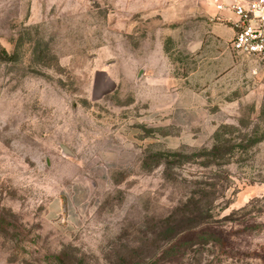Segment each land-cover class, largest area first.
Instances as JSON below:
<instances>
[{"label":"rangeland","instance_id":"obj_1","mask_svg":"<svg viewBox=\"0 0 264 264\" xmlns=\"http://www.w3.org/2000/svg\"><path fill=\"white\" fill-rule=\"evenodd\" d=\"M205 26L0 0V264H264V58Z\"/></svg>","mask_w":264,"mask_h":264},{"label":"built area","instance_id":"obj_2","mask_svg":"<svg viewBox=\"0 0 264 264\" xmlns=\"http://www.w3.org/2000/svg\"><path fill=\"white\" fill-rule=\"evenodd\" d=\"M214 2L218 10L230 9L238 16L234 23L236 34L230 45L232 51L264 58V0H252L247 6L226 5L221 0Z\"/></svg>","mask_w":264,"mask_h":264},{"label":"crops","instance_id":"obj_3","mask_svg":"<svg viewBox=\"0 0 264 264\" xmlns=\"http://www.w3.org/2000/svg\"><path fill=\"white\" fill-rule=\"evenodd\" d=\"M250 1L252 0H221L226 5L237 3L243 6H247ZM197 7L203 25H206L215 43L219 44L224 52L225 47L231 44L235 37L234 23L238 20V16L230 9L218 10L214 0H197Z\"/></svg>","mask_w":264,"mask_h":264},{"label":"water","instance_id":"obj_4","mask_svg":"<svg viewBox=\"0 0 264 264\" xmlns=\"http://www.w3.org/2000/svg\"><path fill=\"white\" fill-rule=\"evenodd\" d=\"M62 150H63V152H64V154H65L66 156H71V157L74 156V155L72 154V152H71L68 148L62 146Z\"/></svg>","mask_w":264,"mask_h":264},{"label":"trees","instance_id":"obj_5","mask_svg":"<svg viewBox=\"0 0 264 264\" xmlns=\"http://www.w3.org/2000/svg\"><path fill=\"white\" fill-rule=\"evenodd\" d=\"M214 149H216V147H214Z\"/></svg>","mask_w":264,"mask_h":264}]
</instances>
